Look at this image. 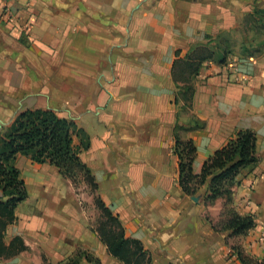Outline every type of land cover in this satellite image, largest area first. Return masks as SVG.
I'll return each instance as SVG.
<instances>
[{"label":"crops","instance_id":"obj_1","mask_svg":"<svg viewBox=\"0 0 264 264\" xmlns=\"http://www.w3.org/2000/svg\"><path fill=\"white\" fill-rule=\"evenodd\" d=\"M255 7L264 8V0H0V131L25 109L49 108L75 121L89 136L80 157L98 196L152 264H243L232 247L260 262L264 21L257 49L230 52L224 63L205 59L187 82L173 74L175 60L200 47L216 51L224 32L249 30L245 17ZM241 129L255 133L258 161L232 186L231 206L254 221L236 236L207 220L225 201L205 203L207 183L193 195L182 192L174 144L192 140L199 173ZM14 165L27 197L0 229V264H64L77 252V264H91L86 255L124 264L55 166L21 154Z\"/></svg>","mask_w":264,"mask_h":264},{"label":"trees","instance_id":"obj_2","mask_svg":"<svg viewBox=\"0 0 264 264\" xmlns=\"http://www.w3.org/2000/svg\"><path fill=\"white\" fill-rule=\"evenodd\" d=\"M251 21L257 31L263 28L264 8L255 7L245 17ZM227 39L222 37L221 42ZM200 54L175 60L173 74L177 80L190 81L197 74L198 67L205 59H213L218 63L226 62L230 51L217 45L216 51L200 47ZM185 90L191 94L192 86ZM89 136L70 118L59 116L49 108L25 109L18 112L11 122L0 131V191L4 200H0V229L14 220V208L27 197V190L19 170L14 165L18 154L29 157L37 163L47 162L55 166L59 173L73 185L76 179L87 183L93 191H97V183L89 167L82 161L80 152L89 147ZM256 136L250 129H241L215 150L202 164L199 173H194L192 163L196 148L191 139L175 138L174 153L178 157V184L186 195H193L207 183L205 203L212 204L217 198L231 201L232 186L241 169L252 167L257 161ZM97 194V193H96ZM96 205L104 219L100 221L96 231L108 252L124 264H152L149 252L135 238L126 237L121 221L96 195ZM229 216L224 219L219 229L230 230L232 235H242L253 225L251 216L240 215L228 209ZM213 228H216L212 224ZM218 229V228H217ZM235 251L243 264H264V260L255 262L242 254L237 247ZM80 252L64 264H77ZM91 264H99V260L86 255Z\"/></svg>","mask_w":264,"mask_h":264},{"label":"rangeland","instance_id":"obj_3","mask_svg":"<svg viewBox=\"0 0 264 264\" xmlns=\"http://www.w3.org/2000/svg\"><path fill=\"white\" fill-rule=\"evenodd\" d=\"M222 37L227 39V41L221 43L220 46L224 47L226 45L228 47L229 51L231 52V56L229 58H231L232 55H236L237 52L248 54L250 51H253V49H257L260 41V34L254 26L249 28V30H247L246 32H224L222 33ZM0 125H2L1 121ZM71 185L73 187L74 193L76 194V197L80 202L81 208L85 211L88 218L90 219L91 224L96 230L99 226L100 221L104 219L99 208L96 205L95 198L97 195V191H93L90 186L81 179H76L75 184L73 185L71 183ZM32 195L33 193L31 192V194L29 195L30 198H28V203H30V201H33ZM222 203L223 204L220 208L219 214L211 215L207 213V220H209L211 224L215 225L216 228H220L223 224L224 219L229 216L228 209L232 208L233 210H235L234 207L230 204L231 201L225 200ZM231 241L234 242V239H231Z\"/></svg>","mask_w":264,"mask_h":264},{"label":"built area","instance_id":"obj_4","mask_svg":"<svg viewBox=\"0 0 264 264\" xmlns=\"http://www.w3.org/2000/svg\"><path fill=\"white\" fill-rule=\"evenodd\" d=\"M3 17L6 18L7 20L12 19V15L10 14V12L5 9V11H3ZM256 242L262 247V249L264 250V235L261 234L257 237Z\"/></svg>","mask_w":264,"mask_h":264}]
</instances>
